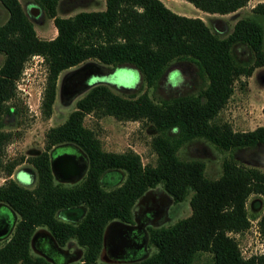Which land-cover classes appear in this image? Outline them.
<instances>
[{
    "label": "trees",
    "instance_id": "16d2710c",
    "mask_svg": "<svg viewBox=\"0 0 264 264\" xmlns=\"http://www.w3.org/2000/svg\"><path fill=\"white\" fill-rule=\"evenodd\" d=\"M210 14H229L249 0H186ZM8 11L0 25V204L19 216L10 237L0 244V264H49L33 255L30 241L37 227H46L55 242L63 246L75 239L83 247L78 264H193L199 253L211 255L204 264H264V252L244 257L235 234L246 231L251 221L246 201L250 195L264 198V171L225 157L216 179L204 175L201 160H183L177 155L185 143L204 138L220 150L236 151L264 145V126L236 131L216 117L234 91L240 76H250L264 67V28L255 18L264 16V1L253 8L255 17L240 18L232 30L220 36L200 17L180 15L161 0H106L103 10L57 15L58 0H35L40 11L53 19L57 34L40 38L30 14L19 0H0ZM246 46L252 61H241L235 48ZM40 56L46 69L41 113L48 118L56 97L59 74L87 60L106 67H136L147 87H154L174 60L189 59L205 86L193 95H177L160 103L146 92L122 96L100 80L75 102L60 124L45 133V147L29 156L32 168H23L9 178L18 161L4 159L13 133L5 131L19 114L16 81L25 63ZM264 113V109H263ZM87 114L113 116L117 120L150 122L156 134L151 149L155 164L143 163L139 153L107 151L92 129L84 125ZM73 144L87 159L85 177L72 185L55 182L50 150ZM109 182V183H107ZM161 185L174 203L188 195L190 215L174 223L148 228V244L155 251L131 262H100L98 257L108 222H133L132 207L148 189ZM84 206L78 222L59 218L62 209ZM264 235V211L258 220Z\"/></svg>",
    "mask_w": 264,
    "mask_h": 264
},
{
    "label": "rangeland",
    "instance_id": "374dc122",
    "mask_svg": "<svg viewBox=\"0 0 264 264\" xmlns=\"http://www.w3.org/2000/svg\"><path fill=\"white\" fill-rule=\"evenodd\" d=\"M25 9L35 6L38 14L29 11L35 26H40V37L49 39L55 36L54 24L51 18L40 11L35 0H20ZM106 0H58L56 11L59 16L75 14L79 11L103 10ZM173 12L188 17H200L218 35L229 33L234 23L240 18L255 17L252 8L264 0H249L245 6L235 12L219 15L206 13L196 8L186 0H161ZM264 28V16L255 17ZM39 23V24H38ZM40 31V32H41ZM264 46V45H263ZM237 57L244 62L252 61V52L244 45L235 48ZM4 55L0 53V65ZM98 80L106 81L111 89L122 96L138 95L146 92L155 102L170 99L177 95H193L205 86V79L200 76L195 64L189 59L174 60L165 69L154 87H147L142 73L136 67H106L95 60H87L63 70L58 77L56 97L51 115L46 118L41 113V100L46 82V69L40 56L31 57L26 63L20 78L16 81L17 104L19 114L3 129L13 133L5 148L6 161L20 162L9 177L23 182L17 173L23 168H32L26 161L29 156L39 154L45 147V133L53 126L62 123L74 109L75 102L81 98L88 88ZM264 67L255 68L250 76H240L234 82V91L226 105L218 113V122H228L236 131L252 130L264 126ZM84 125L93 130L107 151L124 152L132 149L140 154L143 163L155 164L156 154L151 149V139L156 134L154 126L146 121L117 120L113 116L98 117L87 114ZM68 152L84 156L83 152L73 144L55 146L50 150V158ZM183 160H201L205 164L204 175L216 179L221 174V162L225 157H235L239 163L252 165L264 171V145L253 149L236 151L220 150L204 138L193 139L180 147L177 152ZM6 179L0 173V184ZM190 195L182 202L174 205L171 210L170 223L190 215ZM4 212L10 221V208L5 205ZM250 227L235 234L244 257L260 254L264 251V235L260 233L258 220L264 211V198L250 195L246 201ZM62 209L61 211H65ZM113 227L104 231V241L99 254L100 262L123 263L138 261L151 255L155 248L147 244L148 231L146 227L114 219ZM4 237L0 240L3 242ZM145 256V257H144ZM75 255L54 254L52 264H68ZM211 255L199 253L193 264H204Z\"/></svg>",
    "mask_w": 264,
    "mask_h": 264
},
{
    "label": "crops",
    "instance_id": "0c3cea01",
    "mask_svg": "<svg viewBox=\"0 0 264 264\" xmlns=\"http://www.w3.org/2000/svg\"><path fill=\"white\" fill-rule=\"evenodd\" d=\"M21 5L24 8V10H26L27 12L31 9V6L25 9L22 3ZM72 15L74 14L63 15V17L72 16ZM7 18H8V11L4 7V5L0 2V25L3 24L7 20ZM51 20L53 21L52 18ZM31 21L34 25V21L32 19ZM35 25H34V29L38 36L39 34H46L45 32L43 33L41 31L40 28L41 24L38 27ZM53 31L56 36L57 30L55 26ZM86 171L87 168L84 170L83 173L80 174L79 173L77 174L76 172L72 171V172L64 173V175L61 176L60 175L56 176L55 174H53V176L55 182H60L68 186L81 181L85 177ZM176 204L178 203H174L172 197L164 191L162 186L157 185L153 188L148 189L142 196L138 198V200L132 207L133 222L129 224L133 226L139 225L141 228L146 227L147 231L148 228L150 227L157 228L160 226L170 225L172 224L170 223L172 220L170 221L168 220L172 218L171 210ZM2 207H5V205L0 204V240L6 237L3 240L4 242L12 234L15 224L19 220V216L14 211L10 210L11 212L9 213H11L10 215H12V219H11L12 221H10L7 214L3 210L4 208ZM84 213H85V207L79 206V207L66 209L65 211H60L58 213V216L63 221L78 222L82 218ZM108 227H113L111 221L108 222L104 231H106ZM103 241H104V236H103ZM147 244H148V240H147ZM30 251L33 255L45 257L49 261V264H52L54 254H59V255L64 254L68 258V254L72 253L73 255H75V257L73 261H71L68 264H78L82 260L84 249L76 242L75 239L68 240L63 246L57 245L54 238L50 234L49 230L46 227L41 226L35 229V232L31 237ZM98 261H100L99 257H98Z\"/></svg>",
    "mask_w": 264,
    "mask_h": 264
},
{
    "label": "water",
    "instance_id": "95a60500",
    "mask_svg": "<svg viewBox=\"0 0 264 264\" xmlns=\"http://www.w3.org/2000/svg\"><path fill=\"white\" fill-rule=\"evenodd\" d=\"M31 14H38V9L33 6L31 7V9L29 10ZM84 155V154H83ZM81 161L82 163L80 165H78V162L76 161V159L74 158H68V160H63L62 156L57 157L55 159L50 158L51 160V169L53 174H55L56 176H61L64 175V173H68V172H76L77 174L79 173H83L84 170L87 168V159L84 156H81Z\"/></svg>",
    "mask_w": 264,
    "mask_h": 264
},
{
    "label": "flooded vegetation",
    "instance_id": "af4514ba",
    "mask_svg": "<svg viewBox=\"0 0 264 264\" xmlns=\"http://www.w3.org/2000/svg\"><path fill=\"white\" fill-rule=\"evenodd\" d=\"M60 156H62L63 160H66V159L68 160V158H74L78 162V165H80L82 163L81 158H80L81 156H78L75 154H69L68 152H64L63 154L58 155L55 158L60 157Z\"/></svg>",
    "mask_w": 264,
    "mask_h": 264
},
{
    "label": "built area",
    "instance_id": "2783aa9c",
    "mask_svg": "<svg viewBox=\"0 0 264 264\" xmlns=\"http://www.w3.org/2000/svg\"><path fill=\"white\" fill-rule=\"evenodd\" d=\"M264 252V251H263ZM262 253V252H261Z\"/></svg>",
    "mask_w": 264,
    "mask_h": 264
}]
</instances>
